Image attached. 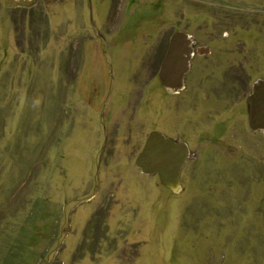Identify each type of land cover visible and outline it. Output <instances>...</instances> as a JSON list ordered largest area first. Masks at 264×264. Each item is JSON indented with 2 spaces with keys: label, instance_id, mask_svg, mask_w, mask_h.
<instances>
[{
  "label": "rangeland",
  "instance_id": "1",
  "mask_svg": "<svg viewBox=\"0 0 264 264\" xmlns=\"http://www.w3.org/2000/svg\"><path fill=\"white\" fill-rule=\"evenodd\" d=\"M208 54L157 71L171 27ZM264 0H0V264H264ZM184 142L172 194L134 158Z\"/></svg>",
  "mask_w": 264,
  "mask_h": 264
},
{
  "label": "water",
  "instance_id": "2",
  "mask_svg": "<svg viewBox=\"0 0 264 264\" xmlns=\"http://www.w3.org/2000/svg\"><path fill=\"white\" fill-rule=\"evenodd\" d=\"M181 36H173L158 71V79L167 94L183 89V74L187 70L189 47ZM204 54L208 53L203 51ZM200 54V53H199ZM247 126L252 132L264 136V78L255 81L246 99ZM184 142L173 141L164 135L152 132L146 137L140 152L134 158V166L145 176L155 175L159 183L172 194L182 187L181 169L189 156Z\"/></svg>",
  "mask_w": 264,
  "mask_h": 264
},
{
  "label": "flooded vegetation",
  "instance_id": "3",
  "mask_svg": "<svg viewBox=\"0 0 264 264\" xmlns=\"http://www.w3.org/2000/svg\"><path fill=\"white\" fill-rule=\"evenodd\" d=\"M173 36H181L184 44H185V42L187 40V43H186L187 45H184V47L186 46V47H189V49H190V51H189V59H188V62H187V70L183 74V79H182V83L184 84V76L188 72V70L190 69L191 61L194 58L200 57L201 54H204L203 51H205V50L209 51V47L207 45H198L196 40H195V35L194 34L189 33L188 31H186L185 27L182 28L178 23H175L174 26L171 27V32H170V34H169V36H168V38H167V40L165 42L164 54H163L162 60L160 62V65H161V63H162V61H163V59L165 57V54H166V51H167V48H168V45H169V41H170V39ZM207 54L208 53H206V55ZM160 65H159V68H160ZM159 68H158V71H159ZM158 71H157V78H158ZM262 78H264V76L261 77V78L255 79L254 82L257 81V80H260ZM158 81H159V79H158ZM183 89H184V86H183ZM250 93H251V90H250ZM248 95H247V97H248ZM247 97H246V99H247Z\"/></svg>",
  "mask_w": 264,
  "mask_h": 264
}]
</instances>
